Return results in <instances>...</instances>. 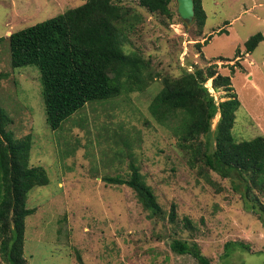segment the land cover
<instances>
[{
  "label": "rangeland",
  "instance_id": "obj_1",
  "mask_svg": "<svg viewBox=\"0 0 264 264\" xmlns=\"http://www.w3.org/2000/svg\"><path fill=\"white\" fill-rule=\"evenodd\" d=\"M83 1L0 0V73L5 74L0 107L14 138L30 134L29 164L42 166L49 181L27 196L35 211L25 219L26 263L80 264L79 255L82 264H197L191 255L171 250V238L178 237L197 242L212 264H264V223L245 207L230 179L211 169L199 175L190 167L172 129L149 111L165 75L212 66L230 76L231 92L240 101L234 138L264 135V0H202L206 20L201 27L185 26L175 0L170 18L137 0H114L141 16L126 46L149 60L154 79L141 90L85 103L53 130L46 121L39 69L12 67L7 37ZM258 32L263 39L247 51L244 42ZM206 85L215 100L227 94L214 91L211 79ZM218 118L217 113L212 129ZM130 162L139 166L164 216L149 217L132 188L103 179L127 176ZM257 193L264 205V188ZM172 203L174 223L168 220ZM184 217L191 228L184 226ZM233 241L249 249L225 255V243Z\"/></svg>",
  "mask_w": 264,
  "mask_h": 264
},
{
  "label": "trees",
  "instance_id": "obj_2",
  "mask_svg": "<svg viewBox=\"0 0 264 264\" xmlns=\"http://www.w3.org/2000/svg\"><path fill=\"white\" fill-rule=\"evenodd\" d=\"M171 1L137 0L146 10L169 18L173 13ZM194 9L193 23L201 27L206 20L202 0H194ZM139 20L138 13L114 0H84L8 35L11 66L34 64L39 69L46 121L51 129H58L89 101L141 90L154 79L149 60L139 50L126 46ZM262 39L260 32L252 34L244 42L246 50L253 51ZM4 76L0 73V79ZM208 79L214 91L221 88L227 93L223 99L215 100L206 85ZM231 90L229 75L216 72L212 66L193 65L192 70L184 69L177 77L162 78V87L150 101L149 111L159 124L172 129L178 146L188 155L190 167H197L199 175H207L206 170L211 169L230 179L245 207L264 223V205L257 193L264 188V135L234 138L231 130L240 101ZM217 113L219 118L212 129ZM8 122L0 107V256L4 264H27L25 219L35 211L27 205V196L33 187L49 181L42 166L29 164L30 134L14 138L6 128ZM103 179L132 188L149 217L164 216L153 189L134 162H130L127 176ZM176 217L172 203L168 220L174 223ZM184 226L191 228L188 217H184ZM169 246L177 254L191 255L197 264H212L195 241L173 237ZM224 247L227 256L234 248L249 249L240 241L226 242ZM77 260L82 264L79 255Z\"/></svg>",
  "mask_w": 264,
  "mask_h": 264
},
{
  "label": "water",
  "instance_id": "obj_3",
  "mask_svg": "<svg viewBox=\"0 0 264 264\" xmlns=\"http://www.w3.org/2000/svg\"><path fill=\"white\" fill-rule=\"evenodd\" d=\"M176 3V11L179 14L181 20L187 25L190 24L194 20V0H175Z\"/></svg>",
  "mask_w": 264,
  "mask_h": 264
}]
</instances>
